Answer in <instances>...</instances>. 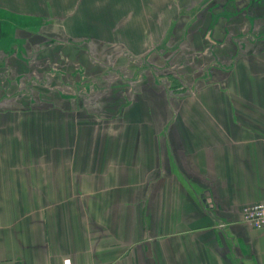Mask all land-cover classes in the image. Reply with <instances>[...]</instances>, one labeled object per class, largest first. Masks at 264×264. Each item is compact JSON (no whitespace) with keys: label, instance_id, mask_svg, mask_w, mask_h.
I'll return each instance as SVG.
<instances>
[{"label":"crops","instance_id":"crops-1","mask_svg":"<svg viewBox=\"0 0 264 264\" xmlns=\"http://www.w3.org/2000/svg\"><path fill=\"white\" fill-rule=\"evenodd\" d=\"M1 54L50 94L0 106V264H264V0H0Z\"/></svg>","mask_w":264,"mask_h":264},{"label":"rangeland","instance_id":"rangeland-1","mask_svg":"<svg viewBox=\"0 0 264 264\" xmlns=\"http://www.w3.org/2000/svg\"><path fill=\"white\" fill-rule=\"evenodd\" d=\"M6 21L8 23L4 22L6 27L4 26L3 31L7 33H4L2 36L4 37V44L1 46V50H9L11 51L9 53H17L19 54L18 56H23L22 58L20 56V58L26 62L35 57L34 54L36 53L34 49L36 46H49L47 41L40 35V29L42 30V27L46 25L45 23H40V27L37 29H30L27 27L31 26L30 23H23V27H21L18 24L15 25L10 19H7ZM16 26L18 27L17 29ZM11 46H14V51H12ZM75 46L82 45L76 44ZM2 55L3 54L0 55V106H7V108L3 107V109L12 111L17 108H25L23 112L26 114H23L21 117H23L24 122H30L28 119L30 118V115H28L27 112L31 111V98L35 96L39 102L38 97L43 99L44 96L47 97L50 94L48 76H45L44 80L33 81L34 78L31 76L30 67L22 68V65H20L19 62H16L15 58L11 59V61L6 64H3L1 62ZM22 72L23 76L19 78ZM166 72L167 71L161 74L169 75ZM56 95L59 96L58 94ZM76 101L73 100L71 103L76 104ZM41 106L43 105L41 104Z\"/></svg>","mask_w":264,"mask_h":264},{"label":"built area","instance_id":"built-area-1","mask_svg":"<svg viewBox=\"0 0 264 264\" xmlns=\"http://www.w3.org/2000/svg\"><path fill=\"white\" fill-rule=\"evenodd\" d=\"M243 222L255 230L264 229V202L245 207L243 209ZM225 228V224L218 226L219 230ZM64 264H71V262L68 260Z\"/></svg>","mask_w":264,"mask_h":264}]
</instances>
